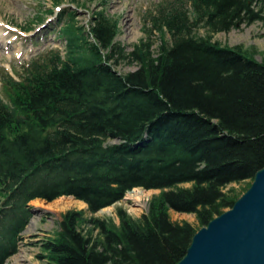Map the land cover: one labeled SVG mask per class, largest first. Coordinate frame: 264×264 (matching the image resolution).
<instances>
[{"label": "trees", "instance_id": "obj_1", "mask_svg": "<svg viewBox=\"0 0 264 264\" xmlns=\"http://www.w3.org/2000/svg\"><path fill=\"white\" fill-rule=\"evenodd\" d=\"M145 14L144 39L127 51L103 11L86 28L61 10L54 33L64 52L46 50L20 74L3 73L0 264L18 250L31 201L73 197L94 215L139 188L161 193L141 219L118 209L116 226L66 212L38 258L177 264L193 235L240 197L224 189L252 182L264 167V61L212 39L264 25V0H162ZM123 65L134 72L116 71ZM170 211L195 216L199 228L173 223ZM82 222L98 236L84 235Z\"/></svg>", "mask_w": 264, "mask_h": 264}, {"label": "rangeland", "instance_id": "obj_2", "mask_svg": "<svg viewBox=\"0 0 264 264\" xmlns=\"http://www.w3.org/2000/svg\"><path fill=\"white\" fill-rule=\"evenodd\" d=\"M161 1L63 0L60 6L62 10L75 12L79 25L86 28H88L87 24L90 22L91 15L103 11L109 18H113L118 22L119 34L116 42L126 48L127 51H130L134 44L144 39L142 29L144 26L143 16L146 15L145 12L153 10L154 6L161 3ZM50 10H54V6H52L50 0H0V41L4 44V48L0 50V79L3 77L4 72L10 75L15 73L20 74L22 66L31 58L42 55L46 50L57 49L64 52L63 42L56 38L55 33H53L57 28V17L54 16L55 13L49 15L48 12ZM37 17L41 18L42 22H39ZM26 28L28 31L25 30ZM197 34L199 37L208 35L205 29H200ZM212 39L222 46L229 48L241 47L244 52L253 55L256 61H264V25L261 23L257 22L250 26H240L227 33L214 34ZM5 42H12L13 47ZM153 42L155 46L159 43L157 34L153 38ZM134 69L135 66L123 65L117 67L116 71L123 75L134 72ZM115 142H112V144H115ZM248 185H251V182H242L239 185L232 184L224 189V193L233 195V198L239 195L241 197L246 192ZM184 187H190V185H184ZM136 190L144 191L142 189ZM160 194L159 191L151 190L147 195H143L140 201L136 202L134 199L128 197L127 194L117 204L106 210L98 211L94 215H90L87 212L88 207L83 203L84 206L78 203L69 204L64 201L60 202V199L50 203L42 201L43 204H38L35 201L30 206L38 212L32 214L27 227L22 231V240L18 243L19 246L16 254L9 258L5 264H12L14 257L21 253L28 260L24 262L25 264H43V261L38 258L42 253L40 249L41 242L52 239L57 233L62 215L66 212L77 211L84 213L83 218L85 220L92 218L102 221L111 220L118 226L119 220L116 217L118 209L124 210L128 216L139 220L142 217L141 215L146 213V209L149 210L151 199ZM136 207L140 209L134 213L133 209ZM168 215H170V220L173 223L182 224L187 222L195 229L199 228L193 215H182L173 213L172 211ZM79 229L84 235L91 232L93 237L98 236V230H93L92 226L87 223L82 222Z\"/></svg>", "mask_w": 264, "mask_h": 264}, {"label": "water", "instance_id": "obj_3", "mask_svg": "<svg viewBox=\"0 0 264 264\" xmlns=\"http://www.w3.org/2000/svg\"><path fill=\"white\" fill-rule=\"evenodd\" d=\"M187 248L177 264H264V167L229 210L193 235Z\"/></svg>", "mask_w": 264, "mask_h": 264}, {"label": "bare ground", "instance_id": "obj_4", "mask_svg": "<svg viewBox=\"0 0 264 264\" xmlns=\"http://www.w3.org/2000/svg\"><path fill=\"white\" fill-rule=\"evenodd\" d=\"M2 18V17H1ZM1 21V20H0ZM5 43H8V45L11 47H13V44H11L12 42H5ZM4 44L0 41V50H2L4 47ZM5 51V50H4ZM1 53V52H0ZM140 189V188H139ZM150 191H138V190H133L131 192H128V197L132 198L136 201H140V199L142 198L143 195H147ZM61 201H64L66 203H72V204H76L78 203L79 205H83L81 202H77V201H74L73 199L71 198H65V197H61L60 198V202ZM35 202V201H34ZM38 204H43V202L40 200V201H36ZM33 203V202H32ZM84 206V205H83ZM110 207H107L106 209H108ZM138 207H136L135 209H133V212L136 213V211H139V209H137ZM106 209H103V210H106ZM102 211V210H101ZM28 260L26 259L25 255H23L22 253L21 254H18V256H15L14 259H13V263L12 264H23L24 262H27ZM30 262V261H29ZM9 264V263H8ZM25 264V263H24Z\"/></svg>", "mask_w": 264, "mask_h": 264}]
</instances>
